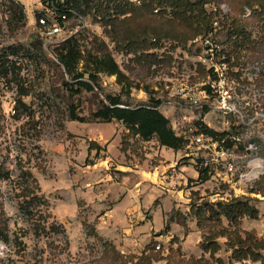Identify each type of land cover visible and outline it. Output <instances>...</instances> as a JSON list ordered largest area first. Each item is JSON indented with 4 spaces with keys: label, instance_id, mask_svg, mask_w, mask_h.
<instances>
[{
    "label": "rangeland",
    "instance_id": "rangeland-1",
    "mask_svg": "<svg viewBox=\"0 0 264 264\" xmlns=\"http://www.w3.org/2000/svg\"><path fill=\"white\" fill-rule=\"evenodd\" d=\"M239 1L211 0L205 7L207 11H219V17L226 16L230 21L240 12L235 5ZM41 2L0 0V55L8 45L26 46L40 37L36 11ZM12 3L22 5V19L13 12ZM82 16L81 20L71 19L67 28L77 29L73 34L79 38L83 52L105 44L134 82L129 98H125L133 102H145L149 96L159 98L164 102L159 109L178 134L188 137L190 131L200 129L195 123L200 120L216 131L240 137V144L227 158L234 172L227 174L221 163L212 164L208 178L198 179L199 160L205 153L196 151L187 137L183 148L173 150L155 138L128 136L121 121L91 119V111L105 93L120 91L114 74L101 73L93 91L74 93L63 84L58 67L37 64L24 52L9 56L19 64L0 76V162L10 169L13 179L0 180V208L9 217L12 236L21 242L13 237L7 243L0 241V263L139 264L141 258L150 256L151 264H193V258L203 260L197 264H219L198 244L202 232L211 231L214 222H205L199 228L189 212V203L233 196L249 197L258 210L256 218L244 216L240 228L264 237V194L257 190L264 186V18L250 11L243 19L250 32L249 43L254 44L251 47L234 49L226 28L217 20L210 35H196L175 48L165 42L155 50L163 60L149 65L135 60L132 53L116 49L101 21L90 13ZM208 36L214 39L211 57L206 56L210 51L202 41ZM58 43L43 47L53 59ZM212 65L227 73V84L236 94L237 104L242 107L244 101L248 102L243 119L166 102L177 96L176 89H193L210 79L207 70ZM18 83L28 89L22 96L27 114L14 117ZM70 104L76 106L83 120L69 118ZM249 143L256 148H248ZM255 159L263 165L259 176L252 180L240 177ZM19 168L30 170L37 179L38 193L44 199L42 214L49 215L47 221L59 223L62 231L36 234L24 220L16 195ZM222 223L233 228L225 217ZM91 226L98 236L88 234ZM105 240L114 244L121 259L112 258ZM217 240L220 249L215 256L222 259L221 264L240 263L231 258L226 237L218 236ZM261 251L264 254V249Z\"/></svg>",
    "mask_w": 264,
    "mask_h": 264
},
{
    "label": "trees",
    "instance_id": "trees-1",
    "mask_svg": "<svg viewBox=\"0 0 264 264\" xmlns=\"http://www.w3.org/2000/svg\"><path fill=\"white\" fill-rule=\"evenodd\" d=\"M56 2L57 7L67 11L68 14H70L69 9H73L81 15L90 13L95 20L101 21L116 49L128 54L132 53L135 60L149 65L163 60L155 51L156 48L162 47L167 41L173 48L183 46L196 35L211 31L215 20H218V23L226 28L227 39L230 40V44L232 42L234 49L251 47L254 44L249 43L251 41L249 40L250 32L247 31L243 23L245 18L242 15L243 10L247 7L251 13L264 18V0L237 2L235 5H238L240 12L230 21L225 18L226 16L219 17L217 10L207 11L205 4L211 0H57ZM11 7L14 13L18 12L19 19L24 17L22 5L12 3ZM36 13L38 16L39 10ZM37 25L39 26V24ZM263 40L261 39L262 42ZM42 41V35H40L35 42H30L26 46L8 45L5 54L0 55V76H6L9 69L13 71L17 67L19 64L17 60H11L9 56L15 57L21 52H24L31 61L37 64L45 63L58 67L63 84L74 93H80L83 90L93 91L98 86L101 73L114 74L116 81L121 84L120 91L116 94L105 93L104 97L98 100L95 109L91 111V119L121 121L128 130L126 133L128 136H137L142 140L155 138L160 145L173 150L183 148L187 144L184 133H176L169 117L158 108L161 101L159 98L149 96L145 102H133L128 99L130 88L134 86V82L120 68L105 44L94 47V50L88 49L83 52L79 38L72 34L54 47L55 59H53L43 49ZM221 50L224 51L223 48ZM80 63L82 64L80 65ZM65 75L67 79H65ZM144 90L148 91L147 85L144 86ZM27 94L28 89L18 83L17 97L13 107L14 117L27 114L26 102L22 97ZM126 95L128 98L124 97ZM68 116L70 119L83 120V117L77 114L74 104L69 105ZM195 123L199 125V130L205 134L219 140L223 138L225 146H232L233 141L228 138V131H216L200 120ZM92 144L95 143L92 141ZM207 171V168L199 169L197 178L207 179ZM5 179H13V174L4 163L0 162V180ZM15 182L17 183L16 195L19 197L18 208L33 231L36 234L62 231L59 223L53 220L47 221L49 215L42 214L40 205L44 203V199L38 193L39 184L32 172L19 168ZM260 188L261 190H257L264 194V186ZM189 204V212L196 219L199 228L202 229L205 222H214L211 231L204 232L202 230V238L198 244L219 264L222 263V259L215 256V252L220 249L218 236L226 237L225 244L230 250V256L240 262L238 264H264V254L261 251L264 249V237L258 236L254 231L240 228V221L244 216L252 218L258 216V210L250 203L249 197L233 196L229 199L204 200L201 203L191 202ZM223 217L233 228L222 223ZM90 233L98 236L96 228L93 226L90 227L88 234ZM12 237L9 217L0 208V241L7 243ZM16 238V236L13 237L15 242H21L16 241ZM105 242H107L105 243L107 248L113 253L112 258L117 261L120 257L114 244L106 240ZM193 259V264L203 262L201 258ZM246 260H249L250 263H246ZM116 264L126 263L117 262ZM139 264H151V257L144 256Z\"/></svg>",
    "mask_w": 264,
    "mask_h": 264
},
{
    "label": "built area",
    "instance_id": "built-area-1",
    "mask_svg": "<svg viewBox=\"0 0 264 264\" xmlns=\"http://www.w3.org/2000/svg\"><path fill=\"white\" fill-rule=\"evenodd\" d=\"M57 0H42L39 7V14L36 17L37 24L40 26V34L42 35L43 47L47 46L52 42H61L70 35H72L77 29L71 31L67 28L71 19L81 20L83 16L73 9H69L70 14L67 11L58 8ZM250 9L245 7L242 13L243 16H248ZM217 20L213 22V29L208 31L207 34H212ZM208 37L203 38L205 42L204 47L210 52L207 57H211L214 51L213 43L214 39ZM212 53V54H211ZM223 61V60H222ZM225 62V61H223ZM223 64V63H222ZM208 79L205 83L195 86L193 89H186V87H181L176 89L177 96L172 99H168L166 102L179 108H196L203 113L209 110H216L224 114L234 115L243 119V109L248 105L247 101H244V105L241 107L237 104L236 94L231 91L229 85L227 84V73L220 67L210 66L208 68ZM163 101H160L158 108ZM187 137L186 135H184ZM228 138L233 141L231 147H227L223 144V138L221 140L213 138L211 135L205 134L201 130L190 131V135L187 137L190 143L196 145V151L200 153H205L199 160V169L207 168L209 172V167L212 164L223 165L225 172L231 174L234 172V165L231 161H227V158L231 156L232 149L238 143L240 144V137L235 134L227 133ZM248 148H256V145L249 143ZM198 153V152H196ZM206 153L209 155L207 156ZM263 165L261 161L255 159L250 164V170L245 173H240V177H245L246 179H254L259 176L263 170ZM159 248L157 244L155 246Z\"/></svg>",
    "mask_w": 264,
    "mask_h": 264
}]
</instances>
